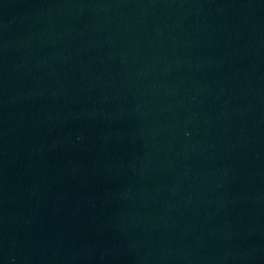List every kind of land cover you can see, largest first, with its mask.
<instances>
[{"label":"water","instance_id":"water-1","mask_svg":"<svg viewBox=\"0 0 264 264\" xmlns=\"http://www.w3.org/2000/svg\"><path fill=\"white\" fill-rule=\"evenodd\" d=\"M0 264H264V0H0Z\"/></svg>","mask_w":264,"mask_h":264}]
</instances>
